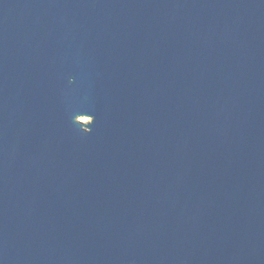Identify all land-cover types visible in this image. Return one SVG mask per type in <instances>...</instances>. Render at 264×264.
<instances>
[{
  "label": "water",
  "instance_id": "obj_1",
  "mask_svg": "<svg viewBox=\"0 0 264 264\" xmlns=\"http://www.w3.org/2000/svg\"><path fill=\"white\" fill-rule=\"evenodd\" d=\"M0 264H264V0H0Z\"/></svg>",
  "mask_w": 264,
  "mask_h": 264
},
{
  "label": "rangeland",
  "instance_id": "obj_2",
  "mask_svg": "<svg viewBox=\"0 0 264 264\" xmlns=\"http://www.w3.org/2000/svg\"><path fill=\"white\" fill-rule=\"evenodd\" d=\"M80 121H82V122H89L90 120L87 119V118H81Z\"/></svg>",
  "mask_w": 264,
  "mask_h": 264
}]
</instances>
